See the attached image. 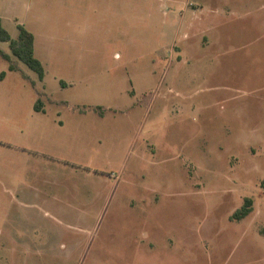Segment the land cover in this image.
I'll use <instances>...</instances> for the list:
<instances>
[{"label":"rangeland","instance_id":"rangeland-1","mask_svg":"<svg viewBox=\"0 0 264 264\" xmlns=\"http://www.w3.org/2000/svg\"><path fill=\"white\" fill-rule=\"evenodd\" d=\"M232 1L250 14L221 29L193 12L227 0L33 2L51 36L88 20L97 52L76 69L39 38L35 84L0 57V264H264V0Z\"/></svg>","mask_w":264,"mask_h":264},{"label":"crops","instance_id":"crops-1","mask_svg":"<svg viewBox=\"0 0 264 264\" xmlns=\"http://www.w3.org/2000/svg\"><path fill=\"white\" fill-rule=\"evenodd\" d=\"M74 1L79 2L81 0H74ZM84 1L88 5L98 4L102 7H108L107 10L110 13L116 14V17H118L122 15V11H120V7H123L126 3H130V1L132 0H84ZM33 2L36 5L38 4L42 5L45 3V0H0V17L2 18L3 25L8 30V27L6 26V21L9 22L11 25L15 27V29H17L18 35L20 32L19 30L20 24H22L28 30H30L35 36V55L42 61L43 65H44V59L39 53V41L41 40L42 42L44 38H50L52 43L54 41V43L52 44L51 53L53 59L57 63L74 66L76 69H81L85 67L88 64V61L90 60L91 56L97 52L93 50V48L90 46V43L93 39V31H91L90 29V23L88 22V20H84L81 17L77 18L79 19L78 22L82 23L81 27H84V31L69 32L68 35L63 33L58 36L55 35L51 36L46 32V29L49 30L51 26H49L48 23L49 21L46 18H44L43 15H38L37 13L32 17L31 15H27L28 11L33 6ZM226 4L227 5L224 8V11L217 6L218 4L213 3L212 8H210L209 10L204 9L202 6L199 9L197 8L194 9L193 13L194 16L202 12L208 13L209 16H212V20H213L212 23H217L219 29H221L220 27L221 22L219 24V21L221 19L223 20L229 19L227 21H229V23L232 24L233 22H239L243 20L242 18L250 14L249 13L250 10L244 7L246 5V2L240 3V2H234L232 0H227ZM188 6L196 7V5L192 4L191 2L189 3ZM106 19L107 16L105 15L103 16L100 15V17L97 18V21L99 20L100 22V29L104 28L105 31L103 34L100 33V35L94 33L96 39L98 37L104 38L107 35V33H109L108 26L103 24V22L106 21ZM71 22L72 20L68 18L69 27H71ZM192 26L193 25L191 24V29L193 28ZM208 30H209L208 27H206V32ZM204 37L208 39V44H209L210 38L212 36H210V34H205ZM220 37L222 38L223 35H221ZM139 48L140 47L137 46L135 48H130V49L128 48L129 51H125V50L116 51L114 53L116 64H110L109 67L110 68L121 67L125 64H128L130 61L137 60L139 55L138 52ZM134 50L136 51L135 53ZM153 52L157 53L158 51L157 52L153 51ZM123 59H125V61H123ZM19 66L21 70H24L21 66V61L19 62ZM15 71H19V70H15ZM27 74L29 75V73ZM21 76L23 77V75ZM23 78L26 79L25 77ZM30 78L32 79L31 76ZM32 80L34 81V79Z\"/></svg>","mask_w":264,"mask_h":264},{"label":"trees","instance_id":"trees-1","mask_svg":"<svg viewBox=\"0 0 264 264\" xmlns=\"http://www.w3.org/2000/svg\"><path fill=\"white\" fill-rule=\"evenodd\" d=\"M19 35L14 38L11 36L10 32L3 25L2 18L0 17V41H5L9 43V51L3 49L0 46V57L9 61V68L11 70L21 71L23 77L30 80L33 84V81L30 76L24 71L21 70L19 62H24L32 70H34L38 77L43 80L45 76V67L42 61L35 55V36L22 24L19 25ZM5 72L1 73L3 78ZM62 85H66L65 81H62ZM41 93V92H40ZM42 94V93H41ZM43 100L39 97L36 101L35 108L37 110H42ZM100 113H103V107L100 105L97 107ZM262 186L264 187V180ZM254 209V200L250 196L244 198L243 204L237 208L234 213L231 215V219L241 220L247 217ZM260 233L264 234V226L261 227Z\"/></svg>","mask_w":264,"mask_h":264}]
</instances>
